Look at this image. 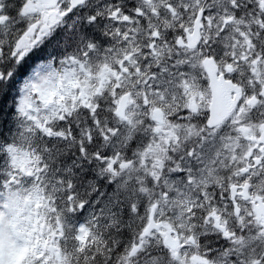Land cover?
Here are the masks:
<instances>
[{"label": "snow or ice", "instance_id": "obj_1", "mask_svg": "<svg viewBox=\"0 0 264 264\" xmlns=\"http://www.w3.org/2000/svg\"><path fill=\"white\" fill-rule=\"evenodd\" d=\"M0 264H264V0H0Z\"/></svg>", "mask_w": 264, "mask_h": 264}, {"label": "trees", "instance_id": "obj_2", "mask_svg": "<svg viewBox=\"0 0 264 264\" xmlns=\"http://www.w3.org/2000/svg\"><path fill=\"white\" fill-rule=\"evenodd\" d=\"M28 67L29 65H25L24 69H22L21 75H23L24 73L28 71Z\"/></svg>", "mask_w": 264, "mask_h": 264}]
</instances>
